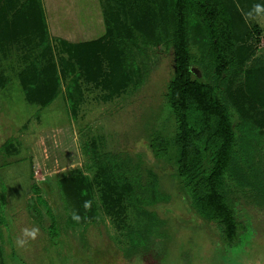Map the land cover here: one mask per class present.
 I'll list each match as a JSON object with an SVG mask.
<instances>
[{"label":"rangeland","instance_id":"obj_1","mask_svg":"<svg viewBox=\"0 0 264 264\" xmlns=\"http://www.w3.org/2000/svg\"><path fill=\"white\" fill-rule=\"evenodd\" d=\"M166 1L145 0L140 16L113 7L106 36L76 49L80 104L70 105L67 57L54 39L104 34L99 1L39 0L36 8L33 1L0 0V146L10 141L0 153V181L12 211L10 230L0 227V264H264V15L245 17L264 0H222L236 55L222 95L245 139L235 152L241 234L233 246L220 241L216 224L194 213L174 172L182 153L192 156L194 147L192 132L165 98L173 76L164 46L172 32ZM187 45L191 71L209 73L205 35L190 17ZM254 73L256 90L248 81ZM24 84L33 87L27 97ZM79 175L88 178L95 225L92 205L78 198ZM32 181L49 182L42 196L60 229L59 248L47 251L46 232L33 218L50 223L42 206L38 213L31 209ZM139 202L153 203L151 216ZM32 228L36 237L18 246L22 230Z\"/></svg>","mask_w":264,"mask_h":264},{"label":"trees","instance_id":"obj_2","mask_svg":"<svg viewBox=\"0 0 264 264\" xmlns=\"http://www.w3.org/2000/svg\"><path fill=\"white\" fill-rule=\"evenodd\" d=\"M28 1L35 2V7H38L39 0ZM98 1L105 29L104 34L97 38L98 40L72 42L60 37L54 39L59 53L67 57L64 90L70 105L80 104L79 75L75 67L76 49L97 43L106 36L108 22L111 23L110 12L114 6L115 12L121 10L125 14L134 13L140 16L147 5L145 0ZM164 10L165 15L170 16L172 22L171 36H166L164 46L173 63V76L167 82L165 98L180 125L192 132L191 147H194L192 156H190L191 151L185 150L182 153V158L174 164V172L180 180L181 189L185 192L194 213L207 225L216 224L220 241L233 246L237 244L241 234L237 233L239 223L235 152L242 143L245 144V139L240 129L239 119L230 110L222 95L224 79L232 70L236 60L232 40V18L222 0H167ZM189 17L200 26L211 53L212 68L209 73H202L201 77H197L190 69L191 61L187 45ZM127 25L135 35L136 42L140 44L139 31L132 24ZM4 34V28L0 27V36ZM255 75L256 73L248 77V81L251 82L252 89L256 90ZM32 88L26 84L22 85V91L26 97L30 95ZM53 97L51 96L39 106L47 105ZM27 99L29 103H33L29 97ZM9 142L7 140L0 146V153L5 150ZM149 148L153 156L158 158L159 154L152 140L149 141ZM79 181L78 198L82 199L84 205L87 204L90 207L93 201L88 178L85 175H79ZM47 184L49 182L32 181L31 191L34 203L31 209L38 213V207L42 206L45 210L44 215L50 220L49 225L45 226L40 218L33 217L46 232L48 243L46 249L49 251L53 247L59 248L61 241L59 240L60 229L51 206L42 196L43 187ZM58 193L60 197L63 196L61 191ZM151 204L153 203L139 202V208L149 212L151 216L152 211L148 210ZM92 207L93 205L91 209L95 225L98 223L97 213ZM10 212L12 211L6 203L5 188L0 181V227L7 231L11 228L9 219L12 213ZM60 249L56 252L58 255L61 254Z\"/></svg>","mask_w":264,"mask_h":264},{"label":"clouds","instance_id":"obj_3","mask_svg":"<svg viewBox=\"0 0 264 264\" xmlns=\"http://www.w3.org/2000/svg\"><path fill=\"white\" fill-rule=\"evenodd\" d=\"M262 15H264V5H261V4L254 5V7L251 11L245 13L246 19H248V18L256 19L258 17H261ZM85 206H87V204ZM72 218H73V220H79L80 219V217L76 216V215H73ZM37 231L38 230L35 228H32L31 230L23 229L22 234H23V237L25 239H18L16 241V244L18 246H23L26 242V239H34L36 237Z\"/></svg>","mask_w":264,"mask_h":264},{"label":"crops","instance_id":"obj_4","mask_svg":"<svg viewBox=\"0 0 264 264\" xmlns=\"http://www.w3.org/2000/svg\"><path fill=\"white\" fill-rule=\"evenodd\" d=\"M101 12V11H100ZM101 17H102V15H101ZM58 24H59V22H57ZM92 31L90 32V33H92V34H94L93 32L94 31H96V26H92ZM60 29L62 30V32H67V31H65V28L64 27H60ZM90 31V30H89ZM103 34V33H102ZM102 34L101 35H97V33H96V35L95 36H98V37H96V39L97 38H99V37H101L102 36ZM71 35V34H70ZM85 35H87L86 33H84V32H82L81 33V36H85ZM72 36V35H71ZM72 39H73V36L71 37ZM65 39V38H64ZM75 39H77L78 41H75L74 39L73 40H71L72 42H87V41H91V40H94L93 38L92 39H90V40H82V41H80V36H75ZM68 40V39H67Z\"/></svg>","mask_w":264,"mask_h":264}]
</instances>
